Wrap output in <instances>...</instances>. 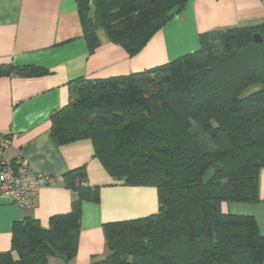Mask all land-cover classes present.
Returning <instances> with one entry per match:
<instances>
[{
  "label": "trees",
  "instance_id": "trees-1",
  "mask_svg": "<svg viewBox=\"0 0 264 264\" xmlns=\"http://www.w3.org/2000/svg\"><path fill=\"white\" fill-rule=\"evenodd\" d=\"M189 1L77 0L89 52L103 29L136 54ZM12 71L48 73L0 67V74ZM253 86L261 89L249 92ZM51 134L61 145L91 139L110 175L157 189L156 213L104 223L108 254L96 264H264L256 218L222 209L225 201L260 200L264 23L203 32L197 50L141 72L75 80L69 102L51 116ZM64 177L75 192L70 211L51 215L48 228L31 217L14 222L0 264L74 258L82 203L100 202L101 188L87 184L84 166Z\"/></svg>",
  "mask_w": 264,
  "mask_h": 264
},
{
  "label": "crops",
  "instance_id": "crops-1",
  "mask_svg": "<svg viewBox=\"0 0 264 264\" xmlns=\"http://www.w3.org/2000/svg\"><path fill=\"white\" fill-rule=\"evenodd\" d=\"M264 23V0H190L136 54L98 30L101 44L89 52L77 0H0V67L35 65L48 73L0 74V138L10 136V159L22 158L31 170L49 174L36 206L24 208L0 195V253L11 250L14 222L27 217L49 227L53 214L70 211L75 192L64 175L84 166L87 184L100 186V202L83 201L78 250L66 261L50 256L48 264H96L108 254L104 223L144 217L159 210L154 186H132L108 173L89 138L58 144L51 116L66 105L79 78L94 79L141 72L193 52L200 34ZM259 198L253 203L222 202V209L253 215L264 234V167ZM19 259L16 251L12 252Z\"/></svg>",
  "mask_w": 264,
  "mask_h": 264
},
{
  "label": "built area",
  "instance_id": "built-area-1",
  "mask_svg": "<svg viewBox=\"0 0 264 264\" xmlns=\"http://www.w3.org/2000/svg\"><path fill=\"white\" fill-rule=\"evenodd\" d=\"M10 136L0 138V195H9L21 207L37 205L39 193L51 180L49 174L30 169L22 158L12 160L7 155Z\"/></svg>",
  "mask_w": 264,
  "mask_h": 264
},
{
  "label": "water",
  "instance_id": "water-1",
  "mask_svg": "<svg viewBox=\"0 0 264 264\" xmlns=\"http://www.w3.org/2000/svg\"><path fill=\"white\" fill-rule=\"evenodd\" d=\"M254 39H255V41H257V42H260V41L262 40V36H261V34H260V33H256V34L254 35Z\"/></svg>",
  "mask_w": 264,
  "mask_h": 264
},
{
  "label": "rangeland",
  "instance_id": "rangeland-1",
  "mask_svg": "<svg viewBox=\"0 0 264 264\" xmlns=\"http://www.w3.org/2000/svg\"><path fill=\"white\" fill-rule=\"evenodd\" d=\"M259 89H261V86H253V87H251L250 89H249V92L250 91H257V90H259Z\"/></svg>",
  "mask_w": 264,
  "mask_h": 264
}]
</instances>
